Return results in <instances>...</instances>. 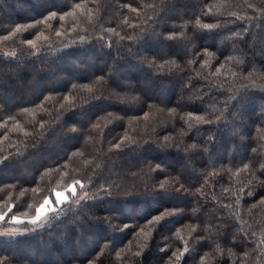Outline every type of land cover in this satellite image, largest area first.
<instances>
[{"label":"trees","instance_id":"16d2710c","mask_svg":"<svg viewBox=\"0 0 264 264\" xmlns=\"http://www.w3.org/2000/svg\"><path fill=\"white\" fill-rule=\"evenodd\" d=\"M0 216L4 264H264V0H0Z\"/></svg>","mask_w":264,"mask_h":264},{"label":"snow or ice","instance_id":"6c2138e0","mask_svg":"<svg viewBox=\"0 0 264 264\" xmlns=\"http://www.w3.org/2000/svg\"><path fill=\"white\" fill-rule=\"evenodd\" d=\"M57 14H56V12H51L50 13V16L51 17H55ZM205 27H211L210 25H205ZM29 43H32V41H29ZM161 187L163 188V185H161ZM169 215H170V213H169ZM165 217V215L164 214H162V215H158V216H156V220L157 221H160V220H162L163 218ZM3 219V217L2 216H0V220H2ZM38 219V218H37ZM36 222V220H33L32 221V223H35ZM0 264H4V262L2 261V260H0Z\"/></svg>","mask_w":264,"mask_h":264},{"label":"clouds","instance_id":"9594fccd","mask_svg":"<svg viewBox=\"0 0 264 264\" xmlns=\"http://www.w3.org/2000/svg\"><path fill=\"white\" fill-rule=\"evenodd\" d=\"M62 195H63L62 193L57 192V193H56L57 199L59 200V199L62 197ZM46 203H47V202H46ZM42 210H43V208H41L40 211H42ZM40 211L37 212V218H39Z\"/></svg>","mask_w":264,"mask_h":264},{"label":"rangeland","instance_id":"374dc122","mask_svg":"<svg viewBox=\"0 0 264 264\" xmlns=\"http://www.w3.org/2000/svg\"><path fill=\"white\" fill-rule=\"evenodd\" d=\"M85 58H86V56H85ZM71 190H72V188H71ZM73 190H74V189H73ZM93 229H94L93 231H96L97 228H93ZM64 250H65V249H63V251H64ZM41 251H43V250L41 249ZM41 251H40V252H41Z\"/></svg>","mask_w":264,"mask_h":264}]
</instances>
